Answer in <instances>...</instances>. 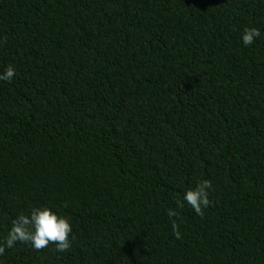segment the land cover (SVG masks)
I'll return each mask as SVG.
<instances>
[{
  "label": "trees",
  "instance_id": "obj_1",
  "mask_svg": "<svg viewBox=\"0 0 264 264\" xmlns=\"http://www.w3.org/2000/svg\"><path fill=\"white\" fill-rule=\"evenodd\" d=\"M9 64L0 242L40 205L75 240L0 264H264V0H0ZM202 180L197 215L183 195Z\"/></svg>",
  "mask_w": 264,
  "mask_h": 264
},
{
  "label": "clouds",
  "instance_id": "obj_2",
  "mask_svg": "<svg viewBox=\"0 0 264 264\" xmlns=\"http://www.w3.org/2000/svg\"><path fill=\"white\" fill-rule=\"evenodd\" d=\"M260 35L259 28L245 27L241 32L240 40L247 47L252 45ZM15 74L16 69L9 64L3 72H0V81L10 82ZM211 187L210 180H202L184 192L183 201L197 215H202L203 210L210 204ZM179 207H183V204L178 202L177 208ZM167 215L170 218L179 217L178 211L172 208L167 210ZM172 235L177 240L182 238L175 220L172 223ZM74 240L72 225L67 217L60 215L49 205L34 206L27 214L20 213L12 220L6 238L0 242V255L5 248H12L17 242L30 244L37 251L52 243L55 245L56 252L63 253L72 247Z\"/></svg>",
  "mask_w": 264,
  "mask_h": 264
}]
</instances>
